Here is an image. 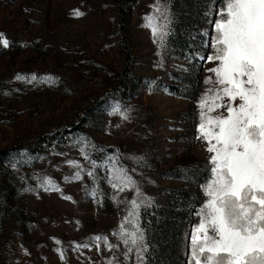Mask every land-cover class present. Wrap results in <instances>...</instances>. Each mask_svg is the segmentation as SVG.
Here are the masks:
<instances>
[{"label": "rangeland", "instance_id": "374dc122", "mask_svg": "<svg viewBox=\"0 0 264 264\" xmlns=\"http://www.w3.org/2000/svg\"><path fill=\"white\" fill-rule=\"evenodd\" d=\"M221 2L0 0V264H191L210 168L199 104ZM109 157L131 191L112 188ZM133 199L139 256L114 235Z\"/></svg>", "mask_w": 264, "mask_h": 264}, {"label": "snow or ice", "instance_id": "6c2138e0", "mask_svg": "<svg viewBox=\"0 0 264 264\" xmlns=\"http://www.w3.org/2000/svg\"><path fill=\"white\" fill-rule=\"evenodd\" d=\"M218 15L213 52L207 57L215 64L209 69L213 75L205 81L212 87L199 104L197 138L206 144L210 168L203 186L206 199L191 236V264H264V0H222ZM145 19L155 36L153 18ZM0 45L9 46L2 34ZM115 111L119 112V107ZM80 151L89 159L84 146ZM109 161L105 167L112 188L118 192L135 188L127 171L112 157ZM69 163L81 169L79 163ZM91 163L93 168L97 166L96 161ZM87 175L93 176V172ZM73 178L79 180L81 172ZM44 184L59 191L50 178H45ZM136 195H140L138 189ZM130 204L114 235L127 254L136 250L139 256L143 243L138 224L140 205L136 199ZM94 239L98 248L101 241L109 251L117 247L107 237Z\"/></svg>", "mask_w": 264, "mask_h": 264}, {"label": "trees", "instance_id": "16d2710c", "mask_svg": "<svg viewBox=\"0 0 264 264\" xmlns=\"http://www.w3.org/2000/svg\"><path fill=\"white\" fill-rule=\"evenodd\" d=\"M137 1H139V0H125V3H128V4H134V3H136ZM219 5L221 6V3H219ZM123 15H124V14H123ZM125 69H127V68H125ZM127 72H128V70L125 71V77H124V78H126V73H127ZM115 96H116L115 93H114L113 95H111L110 100H111V99H115V98H116ZM190 202H193V203L196 204V205L199 204V202L195 201L194 199L190 200ZM141 217H142V220H143V221L147 220L144 211L141 213ZM170 225H171V222L168 224L167 227L164 226V225H162V226L159 225V226L156 228V231H157V232H163V229H164V227H165V229H166L165 232H167V230H169Z\"/></svg>", "mask_w": 264, "mask_h": 264}]
</instances>
